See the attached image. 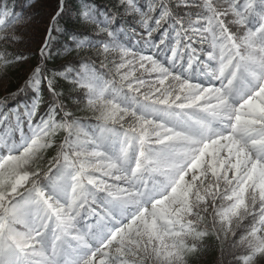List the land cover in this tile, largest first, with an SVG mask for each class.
<instances>
[{"label":"snow or ice","instance_id":"snow-or-ice-1","mask_svg":"<svg viewBox=\"0 0 264 264\" xmlns=\"http://www.w3.org/2000/svg\"><path fill=\"white\" fill-rule=\"evenodd\" d=\"M70 11L62 0L44 63L0 97V264H192L212 236L259 264L264 0H84L82 22L107 39L70 38L103 67L53 72ZM29 19L0 0V76L30 59L9 48Z\"/></svg>","mask_w":264,"mask_h":264},{"label":"trees","instance_id":"trees-1","mask_svg":"<svg viewBox=\"0 0 264 264\" xmlns=\"http://www.w3.org/2000/svg\"><path fill=\"white\" fill-rule=\"evenodd\" d=\"M8 2L9 0H4L5 5ZM16 2L20 3V11L24 12L30 19L27 24L19 25L21 29L19 34L24 36V42L10 44L9 48L17 54L26 53L30 59L12 67L5 75L0 76V79L5 78L7 80L4 85L0 82V97L9 96L12 93L20 91L35 74L36 70L44 63L41 49L48 40L49 31L55 21V16L61 8L62 0H16ZM98 3L105 7L114 8L116 0H98ZM25 5L28 7L25 8ZM69 5L71 6V11L66 14L67 18L64 20L67 31L60 34V39L56 42L54 49L55 57L49 60L46 67L53 70V72L60 71L66 69L70 64H82L84 58L95 59L100 67H103L102 57L96 55L97 49L81 50L78 44H75L70 37L73 32L91 36L97 41L107 39V37L101 36L95 26L82 22L80 8L84 5V0H69ZM5 34L8 35L10 33ZM133 35H135V32H133ZM105 71L108 70L105 69ZM49 74H52V72ZM61 85L62 90L68 93L65 102L72 110L85 118H89L91 114L81 111V106L72 99L74 95L72 86L64 81H61ZM75 95L78 96L80 94L75 93ZM45 97L47 102L44 104L43 112H47L48 108L51 107L53 94L46 89ZM31 98L29 97V99ZM90 123L97 124L99 121L93 118L90 119ZM63 139L64 134L59 137L57 148L52 149L47 154V160L41 161V165L50 163L52 159L59 155ZM236 239H239V237H236ZM207 244L208 248L204 252L196 254L191 258L192 264H239L235 254L228 252L230 244L222 242L216 236L210 237L207 240Z\"/></svg>","mask_w":264,"mask_h":264},{"label":"rangeland","instance_id":"rangeland-1","mask_svg":"<svg viewBox=\"0 0 264 264\" xmlns=\"http://www.w3.org/2000/svg\"><path fill=\"white\" fill-rule=\"evenodd\" d=\"M0 82H1V84L4 85V84L7 82V80H6L5 78H1V79H0ZM259 264H264V259L260 260V261H259Z\"/></svg>","mask_w":264,"mask_h":264}]
</instances>
